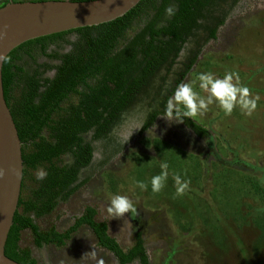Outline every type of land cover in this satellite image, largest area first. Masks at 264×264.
Here are the masks:
<instances>
[{
    "label": "rangeland",
    "instance_id": "obj_1",
    "mask_svg": "<svg viewBox=\"0 0 264 264\" xmlns=\"http://www.w3.org/2000/svg\"><path fill=\"white\" fill-rule=\"evenodd\" d=\"M10 1L0 0V7ZM225 17L216 39L208 41L205 31L195 34L179 57L156 73L108 139L94 141L91 133L84 136L94 147L92 163L80 173L86 182L51 214L32 215L42 229L55 225L63 231L90 205L97 209L98 221L108 222L109 233L124 249L140 233L151 264H264L262 243L257 251L252 248L257 231L264 227L260 221L264 220L260 209L264 206V0H232ZM78 38L73 33L52 48L68 52ZM198 51L195 65L184 76ZM45 61L49 62L40 59V63ZM201 72L218 78L236 73L243 86L260 96L256 109L246 115L237 107L226 116L217 104L210 105L194 119L209 130L205 138L183 122H168L162 112L140 135L147 114L155 103L166 102L176 81L191 82ZM114 145L120 150L110 157ZM161 161L168 162L169 177L166 186L153 193L150 180L160 173ZM63 162H72V157L65 156ZM36 172L32 171L33 178ZM173 173L190 180L183 195H176ZM136 180L147 183L148 189L136 188ZM33 186L28 181L27 189ZM115 194L128 195L137 213L111 218L106 209ZM20 244L31 249L40 264H96L90 259L93 250L104 264H119L111 252L98 246L87 226L60 248L36 246L30 229L22 232Z\"/></svg>",
    "mask_w": 264,
    "mask_h": 264
},
{
    "label": "trees",
    "instance_id": "obj_2",
    "mask_svg": "<svg viewBox=\"0 0 264 264\" xmlns=\"http://www.w3.org/2000/svg\"><path fill=\"white\" fill-rule=\"evenodd\" d=\"M215 2L141 0L113 21L38 37L8 54L3 65V85L22 140L24 160L19 207L6 244L8 257L22 264H40L31 249L20 244L26 229L32 231L36 246L60 248L87 226L92 229L98 246L113 253L119 264L135 261L151 264L141 234L138 233L130 248L124 249L109 233L108 222L96 219L98 211L94 206L87 205L63 231L55 225L42 229L32 215L40 218L51 214L61 201L69 200L80 189L86 182L81 181L80 173L90 166L94 154L92 143L84 136L92 133L94 141L109 138L136 95L144 91L165 64L178 57L189 38L202 26L200 18L207 17L203 9ZM170 7L174 10L171 16L166 12ZM224 22L222 19L215 27L208 28L211 38L217 37ZM73 33L79 38L72 43L70 51L62 53L52 48L66 42ZM200 52L191 58L184 76L195 65ZM42 58L59 63H40ZM51 70L56 71L53 77L46 75ZM160 114L155 111L150 115L140 135L155 124ZM183 123L199 137L209 135L207 128L191 118ZM113 147L110 157L120 150V146ZM65 156H71L72 162L64 163ZM38 169L47 173L42 181L32 176V171ZM30 180L34 186L27 189ZM245 180L249 186L250 180L247 177ZM261 198L264 200V196ZM260 209L264 215V206ZM252 241L255 251L258 244L264 247V227Z\"/></svg>",
    "mask_w": 264,
    "mask_h": 264
},
{
    "label": "water",
    "instance_id": "obj_3",
    "mask_svg": "<svg viewBox=\"0 0 264 264\" xmlns=\"http://www.w3.org/2000/svg\"><path fill=\"white\" fill-rule=\"evenodd\" d=\"M140 1L11 0L0 7V53L7 57L26 41L113 21ZM4 61H0V168L6 170V175L0 178V264H22L6 254L22 192L24 160L22 140L5 97Z\"/></svg>",
    "mask_w": 264,
    "mask_h": 264
},
{
    "label": "clouds",
    "instance_id": "obj_4",
    "mask_svg": "<svg viewBox=\"0 0 264 264\" xmlns=\"http://www.w3.org/2000/svg\"><path fill=\"white\" fill-rule=\"evenodd\" d=\"M166 12L170 16L174 15L172 8L166 9ZM2 35L0 33V36ZM6 59L0 53V61ZM259 100L260 96L253 95L247 86H243L239 76L234 72L226 73L223 78H218L211 72H201L196 75L193 81L178 83L174 86L171 94L167 95L162 116L170 123H182L186 118L194 120L203 116L209 106L213 104H217L226 116L231 115L234 108L237 107L246 115H251ZM159 167L160 173L154 175L150 180L153 193L160 192L166 186L169 177L168 162L161 161ZM5 175L6 170L0 168V178ZM46 175L47 173L43 169H38L36 179L42 181ZM172 179L176 186V195H183L190 185V180L182 179L178 173H173ZM134 185L141 191L148 189V184L142 180L134 181ZM106 211L111 218H122L125 213H129L131 216L136 214L137 208L128 195L115 194L111 196ZM90 259L96 260V264H104L102 258L97 260V253L94 250L91 251Z\"/></svg>",
    "mask_w": 264,
    "mask_h": 264
},
{
    "label": "flooded vegetation",
    "instance_id": "obj_5",
    "mask_svg": "<svg viewBox=\"0 0 264 264\" xmlns=\"http://www.w3.org/2000/svg\"><path fill=\"white\" fill-rule=\"evenodd\" d=\"M10 1V0H9ZM233 1H235V0H233ZM231 6H232V0H216V2L213 4V5H211V6H209L208 8H206V9H203V13H206V15H207V17H205V18H200V20H199V22H200V24L202 25L199 29H197L196 30V32H195V34H197V33H199V32H202V33H204V31H205V33L207 34V39H208V41L210 40V39H213V38H211L210 37V30L208 29L209 27H215L220 21H222V19H224V21L226 20V15H228V11H230V8H231ZM171 7H174V8H176L175 7V5H172ZM170 7V8H171ZM195 35H193V36H191L190 38H189V41H190V39L192 38V37H194ZM216 39V38H215ZM188 41V42H189ZM187 42V43H188ZM186 45V44H185ZM184 49V48H183ZM182 52V51H181ZM180 52V53H181ZM62 53H66V52H62ZM180 55V54H179ZM179 55H178V57H179ZM177 57V58H178ZM176 58V59H177ZM48 60V59H47ZM49 62H51V63H59V61L58 60H53V61H50V60H48ZM52 71H54L55 73H56V71L55 70H51V71H49V72H52ZM55 75V74H54ZM151 80H152V78H151ZM178 81V80H177ZM177 81H176V84H177ZM150 84V83H149ZM149 84H147V86L149 85ZM146 86V87H147ZM145 87V88H146ZM141 94V92L140 93H138L137 95H136V97L133 99V103L130 105V107L129 108H131V106H133V104L136 102V100H137V97L139 96ZM164 102V101H163ZM163 102H157V103H155L154 105H153V109L152 110H150L149 111V113L147 114V116H146V120H145V122L149 119V117H150V115L152 114V113H154L155 111H160V112H163V110H164V107H165V105L166 104H163ZM128 108V109H129ZM127 109V110H128ZM126 110V111H127ZM125 111V112H126ZM124 112V113H125ZM124 113L122 114V117H123V115H124ZM161 115V114H160ZM159 115V116H160ZM158 116V117H159ZM92 134V133H91ZM110 134V133H109ZM93 157H94V154H93ZM91 229V228H90ZM101 248V247H100ZM103 249H105V248H103ZM107 250V249H106ZM113 254V253H112ZM114 255V254H113ZM119 262V261H118Z\"/></svg>",
    "mask_w": 264,
    "mask_h": 264
}]
</instances>
